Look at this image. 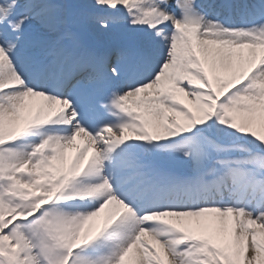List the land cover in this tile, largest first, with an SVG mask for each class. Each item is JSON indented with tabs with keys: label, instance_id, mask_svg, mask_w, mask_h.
Listing matches in <instances>:
<instances>
[{
	"label": "snow or ice",
	"instance_id": "1",
	"mask_svg": "<svg viewBox=\"0 0 264 264\" xmlns=\"http://www.w3.org/2000/svg\"><path fill=\"white\" fill-rule=\"evenodd\" d=\"M0 264H264V0H0Z\"/></svg>",
	"mask_w": 264,
	"mask_h": 264
},
{
	"label": "rangeland",
	"instance_id": "2",
	"mask_svg": "<svg viewBox=\"0 0 264 264\" xmlns=\"http://www.w3.org/2000/svg\"><path fill=\"white\" fill-rule=\"evenodd\" d=\"M85 37H87V36H85ZM89 38V37H88ZM89 39H91V38H89Z\"/></svg>",
	"mask_w": 264,
	"mask_h": 264
}]
</instances>
